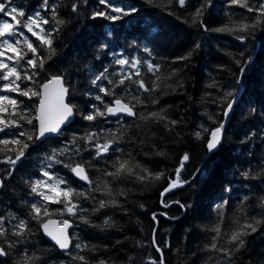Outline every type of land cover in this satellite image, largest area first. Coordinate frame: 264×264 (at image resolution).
<instances>
[{
    "label": "trees",
    "instance_id": "obj_1",
    "mask_svg": "<svg viewBox=\"0 0 264 264\" xmlns=\"http://www.w3.org/2000/svg\"><path fill=\"white\" fill-rule=\"evenodd\" d=\"M11 1L25 13L24 17L39 13L41 20H48L47 24L41 23L42 33H51L54 49L51 59H46L50 54L47 47L31 38L37 56L46 62L43 69H32L26 64L24 74L35 71L37 75L21 81L22 86L38 91L52 76L62 77L68 89L67 103L75 106V114L56 137L39 143L23 137L29 144L25 156L15 165L0 167V217H4L2 226L7 230V235L0 238V247L7 252L0 257V264H84L75 259L77 256L84 257L87 264H159L161 256L164 264H264V16L233 5L230 0H186L183 7L178 0H108V4L126 11L136 9L115 21L93 15L100 11L119 15L100 0H48V7L43 6L44 0ZM248 2L255 8L264 0ZM72 4L77 5L76 11ZM53 6L57 19L64 20V24L53 19ZM198 9L202 14L194 17ZM257 19V26L247 32L216 31L241 22L252 24ZM238 36L244 39H237ZM31 58L32 53L27 51L26 60ZM117 58H127L130 64L122 68L115 63ZM134 58L140 61L136 67L131 66ZM146 62L158 65L159 70L149 72ZM105 68L108 79L102 78L93 85L94 76ZM125 76L132 80L115 88L109 83ZM134 80H143L149 89L153 82L159 87L145 92ZM100 87L111 90L113 95L101 92ZM227 92L232 96L226 97ZM235 94L233 107L227 110ZM136 96L142 104H136ZM22 98L25 115L33 118L37 96ZM115 99L136 104L134 111L138 116H102L92 121L83 118L93 112L94 106L104 111L105 105L110 106ZM162 109L166 120L139 118V114ZM226 111V124L215 153L190 183L160 202L161 192L174 180L185 154L189 160L180 172V180L191 178L205 156L209 133L220 126ZM22 124L24 131L34 130V122L29 125L22 120ZM197 131L201 132L200 138L194 135ZM113 133L117 141L107 153L97 157L95 145L113 139ZM90 134L97 138L72 143L74 137ZM62 148L68 152L56 157L61 163L54 161L50 173L62 177L67 188L85 192L88 197H72L78 205L75 215L64 211L63 204H45L49 215L42 217L43 221L56 218L71 223L72 240L66 252L58 251L41 236L40 222L33 219L34 214L30 215L35 199L30 185L42 170L38 160ZM15 155L14 151L0 152V160L9 156L15 159ZM130 157L151 173L163 172L164 176L142 182L135 176L113 179L104 175L105 170L115 171L114 161ZM69 158L74 161L73 166L84 163L89 180L93 181L91 185L78 181L65 167ZM244 172H248L247 178L242 175ZM105 182L112 189L111 197L103 193ZM97 187L101 191H93ZM121 191L124 195H119ZM113 198L117 205L93 211L100 200ZM167 204L171 205L163 208ZM217 205L223 208L218 209ZM82 216L88 223L83 222ZM253 218L262 223L243 237V247L234 250V245L226 243L225 233L230 234ZM21 220L27 228L15 236L12 232L18 229L14 226ZM218 223V245L231 250L228 256L206 247L212 243V229ZM11 242H15L14 247H9ZM77 244L81 247L77 248ZM25 257L38 259L26 262Z\"/></svg>",
    "mask_w": 264,
    "mask_h": 264
},
{
    "label": "snow or ice",
    "instance_id": "obj_2",
    "mask_svg": "<svg viewBox=\"0 0 264 264\" xmlns=\"http://www.w3.org/2000/svg\"><path fill=\"white\" fill-rule=\"evenodd\" d=\"M149 2H152V0H149ZM171 3V0H169ZM186 0H178V3L181 7L185 5ZM231 4L238 5L241 8H246L247 11L252 12L256 11L259 13L260 16H264V2L258 3L255 8L249 4L248 0H230ZM101 4H105L106 7L111 9V12L118 13L119 15H109L104 11L95 12L94 16H104L109 20H119L121 19V16H127L136 11L135 8H130L129 10H125L122 7L112 6L108 4V0H100ZM44 7H48V0H44ZM77 5L72 4V10L76 11ZM0 13H3L6 16L11 17L12 20L15 21V24L9 22V21H3L0 22V49H4V51H0V57H3L5 55V52H12L15 56V62L19 64L20 61L25 59V54L20 50L19 45L21 44L20 39H15L14 42H10L9 38L15 37L18 32V28L23 27L27 29L28 32H31L33 36H35L40 41V46L47 47L49 51V56L46 59H51V54L54 53V49L52 48V39L51 33H46L45 35H40L38 32L33 31V26L39 27V23L47 24L48 20H39V13H36L35 16L29 15L27 16L26 20H21L18 17H24L25 13L18 9L16 7H12L10 10L6 9L5 4L0 3ZM52 13H53V19L57 21V24H64V20L57 19V14L55 7H52ZM201 11L198 9L196 13L194 14V17H199L201 15ZM259 23V19L256 20L255 23L248 24L241 22L239 24H233L231 27H221L219 29H216V31H228V32H247L249 28H255L257 24ZM40 32H44V29L41 28ZM19 35H23V33H19ZM111 35V34H110ZM7 37V38H5ZM237 39L243 40V36H238ZM23 44L27 47V50L32 53V58L27 60V64L32 69H43L44 64L46 62V59L41 58L40 56H37V47L33 46V43L30 42L27 38L23 40ZM106 47V45L101 46ZM148 50L147 48L145 49ZM8 59H12L13 57H7ZM187 57H182L181 59H186ZM115 63L120 65L122 68L125 65H129L130 61L127 58H117L115 59ZM140 61L138 59H133L131 61V66L136 67ZM147 63V69L149 72L155 73V71L159 70L158 65H153L152 63ZM107 68L103 72H101L99 75H95L92 79L91 83L93 85H97V81H100L103 79H108L107 76ZM241 73H243V68H241ZM37 73L33 71L30 75L25 74L23 77H21L20 72L17 71L16 67H11L7 63L4 62L3 59H0V80L10 81V83L5 84L4 90L12 91V92H19L20 95L23 96H39L40 98V104L39 108L37 109V114L34 118L30 117L29 115L25 114H18L13 113L14 115L18 114L20 120H23L25 123L32 125L34 120L38 121V128L32 130V131H22L19 133L20 136L26 137L27 141H40L42 138H47L50 134H56L60 135L62 134V125H65L66 122L70 120L71 117L75 114V106L70 105L68 103H65V96L68 93V89L64 86L63 78L60 76H52L51 79H49L46 83L40 85L41 91H35L32 88H28L27 90H22L17 84L18 80L26 79L31 80L33 77H35ZM136 75H139V70H137ZM159 77H157V80ZM125 80H132L131 76H125L119 79L118 81H112L109 80V83L113 85V88L119 87L120 85H123L125 83ZM134 84H137L140 89H143L145 92L148 91H155L158 89L159 85L153 82V87L149 89L145 82L143 80H134ZM100 91L104 92L106 95H113V92L111 90H106L104 87H100ZM226 97L232 96L231 92H227L225 94ZM97 100H100L101 98L99 96H96ZM133 99L136 101V104H142L143 101L140 99L139 96L133 97ZM157 101L153 100V103H156ZM4 104H10L13 108L17 107V101L14 99H10L7 96H0V112H6L7 109L4 107ZM136 104H130L125 103L121 99H115L114 106H108L105 105V111H101L98 108H93V112L85 115L83 118L89 121L95 120L97 117H102L105 115H116L117 113H124L127 116L137 117L138 114L134 111V108L136 107ZM233 107L232 102H229L227 104L228 110H231ZM164 110L162 109L159 112L153 111L148 113L147 115L139 114V118L143 120H149V119H155V120H166L167 117L163 115ZM227 111L225 112V116H227ZM171 124H176V121H170ZM0 125L3 127L0 128V131H3L4 128L11 126H17L20 125L16 120H13L11 118L4 119L3 117H0ZM224 125L221 123L219 127L215 128V130L211 131V138L209 139L207 143V148L209 152L213 151L217 148L219 143L222 139V130ZM204 131H208L207 129H204ZM113 139L108 140L104 142L103 144H96V156L99 157L103 153H107L113 143L117 141L115 133L112 134ZM194 135L197 138L201 137V132L197 131L194 133ZM95 134L87 135L83 138H77L74 137L72 143L75 144L77 139H84L88 142L93 141L96 139ZM0 144L4 145L3 148H0V152H9L14 151L16 153L15 159L12 157H6L3 162L9 163L12 165H15L18 161H20L25 156V150L29 147V144L26 143L23 140L20 139H12L9 140H0ZM9 144L16 145V148H9ZM79 149L77 148V152ZM68 152L67 148H62L59 150H53V154L51 156H47L46 159L55 161L56 163H61V161L57 160V156L65 155ZM162 155V153H158ZM189 160L188 154H185L180 161L179 167L176 168V180L172 181L169 184V187L165 189V192L169 191L171 188H175L179 186L182 183H187V181H181L180 180V172L184 167L185 162ZM74 161L69 158L68 162L65 163V167L69 168L70 171L79 179L84 180L88 182L90 185L93 183V181L89 180L88 174L86 172V167L83 162L81 163H75V166H73ZM51 165H49L50 167ZM113 168L115 171L108 172L104 171V175L111 176L113 179L122 177V176H135L137 180L145 181L146 179H152V180H159L164 176L163 172L159 173H151L147 168L142 167L139 163L132 162L131 157L129 159H117L113 162ZM139 170V171H137ZM200 171L199 169L197 170ZM143 173V175H141ZM43 175L47 177V181L44 180H38L35 183H32L30 185L31 192L35 193L36 195H39L41 199L45 202L50 203H57V204H63L64 205V211H66L70 215H75L78 210V205L76 203H73L72 197H84L88 198L85 192H74L71 188L68 189H62L60 188V185L62 183H66L63 179L59 177H53L51 176L47 171L43 172ZM242 175L247 178L248 172L242 173ZM48 181H51V183H48ZM41 189H47V192L42 191ZM93 191H101L99 187L93 189ZM103 193L109 197L113 195L112 189L109 186L107 182L104 183ZM119 195H124V192L121 191ZM163 196V193H161ZM93 200H95L94 197H92ZM245 200L247 197L244 198ZM118 201L116 199H111L109 201L100 200L99 201V207L96 209H93V211H98L99 208H104L108 206H115L117 205ZM226 203V202H225ZM262 205H264V201H262ZM168 205H165L167 207ZM181 207H184V205H181ZM217 208H223V205H217ZM80 211H84L83 209H79ZM31 214L33 215V219H36L40 222V226L43 228L44 233L51 238L55 242L56 245L59 246L60 249H68L70 246V237L67 233V229L70 227V224L68 221H63L62 227H53L55 226L56 222L48 219L47 222H44L42 220V217L48 216L49 212L45 204H39L33 203L31 205ZM220 220L223 222V212L219 213ZM155 214L153 215V219H155ZM83 222L88 223V220L86 217H81ZM4 220V217H0V238H3L7 235V230L2 226V222ZM108 221H105V224H107ZM262 223L261 220H257L256 218L252 219V222H245L242 225H239V227L236 228V230L232 231L230 234L225 233L227 235L226 243L230 245H234V250L238 251L239 248L243 247L245 241L243 237L249 235L251 232H255L257 230V226ZM27 228V225L25 221L21 220L17 225L14 226V230L12 232L15 236H20ZM250 230V231H249ZM212 231L215 233V235L212 237V243L210 245H206V247L209 250L217 251L220 253H223L225 256H228L231 254V250L228 248L220 247L218 245V240L221 237V226L218 223ZM153 244H156L155 239H153ZM15 242L9 243V247H14ZM77 248H80L81 245L77 244ZM158 252L161 251L159 247L156 249ZM7 252L3 247H0V256H6ZM25 261L28 260H34L38 259L37 257H25ZM75 259H79L81 261H84V264H87V261L82 256H77ZM99 264H105L104 261H100ZM155 264V262H154ZM159 264H164L163 256H161V259L159 261Z\"/></svg>",
    "mask_w": 264,
    "mask_h": 264
},
{
    "label": "rangeland",
    "instance_id": "obj_3",
    "mask_svg": "<svg viewBox=\"0 0 264 264\" xmlns=\"http://www.w3.org/2000/svg\"><path fill=\"white\" fill-rule=\"evenodd\" d=\"M0 3H3L5 4V7L6 9L10 10L12 7H14L13 3L11 0H0ZM32 16H35V14H32ZM19 19L21 20H26L27 17H18ZM40 18L38 20V23L40 22ZM3 21H9L13 24H15V21L11 19V17L9 16H6L4 15L3 13H0V22H3ZM41 23H39V27H36V26H33V31H36L38 32L40 35H43L42 32H40V29H41ZM18 34L13 37V38H9L10 39V42H14L15 39H20L21 40V44L19 45V48L20 50L25 54V59L20 61L19 64H17L15 62V56L12 52L8 51V52H5V55L3 57H0V59H3L5 63H7L9 66L11 67H16L17 68V71L20 72L21 74V77H23L25 74V69H26V64H27V60H26V55H27V47L23 44V40L25 38H27L29 41L31 40V38H36L35 36L32 35L31 32H28L27 29L23 28V27H20L18 28L17 30ZM19 33H23V35H19ZM7 38V37H5ZM0 51H4V49H0ZM7 57H13L12 59H8ZM25 79H21V80H18L17 81V84L20 82L22 83L21 81L24 82ZM10 83V81H5V80H0V96H7L10 98V95L14 92L12 91H7V90H4V85L5 84H8ZM28 88H26L25 90H27ZM47 157V156H46ZM46 157H41L38 162L39 164L42 166V170L40 171L39 173V177L34 179L32 181V183H35L36 181L38 180H44V181H47V177H45L43 175V172L44 171H47L51 176L53 177H59L62 179V177L60 176H55L53 174L50 173V168L49 165H52L54 163V161L52 160H48L46 159ZM48 183H51V181H48ZM60 188L62 189H68L67 186H66V183H62L60 185ZM42 191H45L47 192V189H41ZM34 197L35 199L32 201L33 203H37L39 202V204H47V203H50V202H45L41 199V197L39 195H36L34 193Z\"/></svg>",
    "mask_w": 264,
    "mask_h": 264
},
{
    "label": "water",
    "instance_id": "obj_4",
    "mask_svg": "<svg viewBox=\"0 0 264 264\" xmlns=\"http://www.w3.org/2000/svg\"><path fill=\"white\" fill-rule=\"evenodd\" d=\"M50 79H51V78H50ZM47 81H48V80H47ZM47 81L43 82L42 84L46 83ZM42 84H41V85H42ZM41 90H42V89H41L40 86H39L38 91H41ZM238 91H239V87H238V89H237V93H238ZM237 93H236V94H237ZM236 94H235V96L233 97V99H232V101H231L232 104H234V102H235V100H236ZM67 99H68V95L66 94V96H65V103H67ZM39 104H40V98H39V96H38V98H37V102H36V106H35V109H34V117H35V115L37 114V109L39 108ZM110 106H114V102H113ZM227 110H228V108H227ZM104 111H105V110H104ZM227 115H228V114H227ZM105 117H106V118H119V117H126V118H128V119H132V118H133L132 116H127V115L124 114V113H117L116 115H105ZM226 117H227V116H225V114H224V119H223V122H222V124H223L224 126H225V124H226ZM73 120H74V115H73V117L70 118V120H69L68 122L65 123V125H62V126H61L62 129H63L64 127L68 126ZM34 123H35V129L38 128V121H35V120H34ZM223 129H224V127H223ZM212 131H213V130H212ZM222 133H223V130H222ZM50 137H52V138H53V137H56V134H50L47 138H50ZM210 138H211V132L209 133V135H208V139H207V142H206V146H205V151H206V153H205V156H204L203 159L201 160L199 166L197 167V169L195 170V172L193 173V175L191 176V178H190L189 180H187V183H182V184H180L179 186H177V187H175V188H171L169 191L165 192V189L169 187V184L171 183V182H170V183L164 188V190L161 192V193H163V196L160 194V202H161L162 199H163L165 196H167L168 194H170V193L174 192L175 190L180 189V188L186 186L188 183H190V182L192 181V179H193V178L196 176V174L198 173L197 170H198V169H199V170L201 169V167L203 166V164H204V162L206 161V159H207L208 157H210L212 154L215 153V151L217 150V148H218V146L220 145L221 142L219 143V145L217 146L216 149H214L213 151L209 152V150H208V148H207V143H208V141H209ZM44 139H46V138H42L40 141H42V140H44ZM40 141H37V142H40ZM72 175H73L78 181L83 182V183H86V181L79 179V177L75 176L73 173H72ZM175 180H176V174H175V177H174V180H173V181H175ZM0 188H1V181H0ZM171 204H173V203H171ZM171 204H167V205L170 206ZM168 206H167V207H168ZM163 208H166V207L163 206ZM48 219H51V220H53V221L56 222L55 226H53V227H62V223H63V222H62V223H59L58 219H56V218H47V219L44 220V222H47ZM68 223L70 224V227L67 229V233H68V235H69V231H70V229H71V223H70L69 221H68ZM39 231H40V233H41V236H42L47 242H49L51 245H53L58 251L66 252V251L70 248V246H69L68 249H60L59 246L56 245L55 242H54L53 240H51V238L48 237V236L44 233V230H43V228H42L40 225H39ZM0 257H3V256H0Z\"/></svg>",
    "mask_w": 264,
    "mask_h": 264
},
{
    "label": "flooded vegetation",
    "instance_id": "obj_5",
    "mask_svg": "<svg viewBox=\"0 0 264 264\" xmlns=\"http://www.w3.org/2000/svg\"><path fill=\"white\" fill-rule=\"evenodd\" d=\"M18 84L22 90H25L27 88V85H25V87L22 86L24 83L19 82ZM22 97H23V95H20L19 92H14L10 95V99H14L17 101V107L16 108H13L12 105H10V104H4V107L7 109V111L6 112H0V117H3L6 120L9 118L16 120L20 126L17 127V126H11L10 125L9 127L4 128L3 131H0V140H5V139L9 140V141H11L12 139L22 140L23 137L20 136L19 133L24 131L25 129H24V126L22 124V120H20L19 115H18L20 113L25 114V105L23 103L24 98H22ZM37 98H38V96H37ZM36 102H37V100H36ZM36 102H35V106H36ZM13 113H18V114L14 115ZM33 118H34V116H33ZM2 127L3 126L0 125V128H2ZM34 129H35V123H34ZM50 138H52V137H50ZM35 143H39V142L35 141ZM0 147H4V145L0 144ZM8 147L16 148L17 146L9 144ZM43 157H46V155H44ZM4 160L5 159L0 160V167L8 164V163L3 162ZM0 181H1V179H0ZM1 185H2V183H1ZM58 221H59V223H62L63 221H65V219H63V220L58 219ZM66 221H68V220H66ZM71 229L69 231L70 245H71V240H72L71 239V234H72Z\"/></svg>",
    "mask_w": 264,
    "mask_h": 264
}]
</instances>
